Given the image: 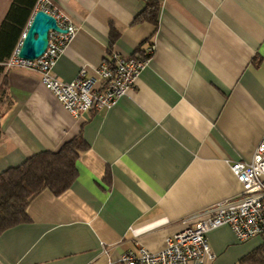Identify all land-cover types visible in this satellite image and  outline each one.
Returning a JSON list of instances; mask_svg holds the SVG:
<instances>
[{"label": "crops", "instance_id": "0c3cea01", "mask_svg": "<svg viewBox=\"0 0 264 264\" xmlns=\"http://www.w3.org/2000/svg\"><path fill=\"white\" fill-rule=\"evenodd\" d=\"M158 1L153 25L134 22L143 0H51L77 28L53 68L62 82L85 71L101 84L110 55L153 47L110 108L75 118L38 74L7 70L0 174L78 136L87 149L66 191L42 190L28 222L0 232V264H119L138 246L159 252L198 220L188 218L239 193L228 162L251 160L264 140V0ZM207 239L206 264H238L262 243L228 226Z\"/></svg>", "mask_w": 264, "mask_h": 264}, {"label": "built area", "instance_id": "2783aa9c", "mask_svg": "<svg viewBox=\"0 0 264 264\" xmlns=\"http://www.w3.org/2000/svg\"><path fill=\"white\" fill-rule=\"evenodd\" d=\"M39 4L66 32L50 31L45 52L35 60L18 58L16 49L5 64L6 70L19 68L38 74L42 85L75 118L91 111L110 108L135 86L150 61L152 46L146 50L149 58L138 53L127 57L110 55L97 70L101 84L87 76L85 71L71 82L58 80L53 68L74 38L77 28L51 0H38ZM228 165L241 187L237 195L218 201L188 218L198 220L194 226L186 227L168 238L165 247L159 252L138 246L135 250L124 252L119 264H206L215 258L207 239L211 230L228 226L240 243L264 234V140L255 148L251 160L228 162ZM132 232L134 235L137 233L136 230Z\"/></svg>", "mask_w": 264, "mask_h": 264}, {"label": "trees", "instance_id": "16d2710c", "mask_svg": "<svg viewBox=\"0 0 264 264\" xmlns=\"http://www.w3.org/2000/svg\"><path fill=\"white\" fill-rule=\"evenodd\" d=\"M145 9L136 16L135 23L147 22L157 25L160 4L158 0H143ZM38 0H12L0 22V116L9 108L7 93V70L5 64L18 49L22 36L28 28ZM110 43L118 38L110 27ZM142 57L149 58L146 51L138 49ZM1 134V131H0ZM87 149L78 136L61 146L58 152H41L17 167L0 174V232L28 222L26 208L30 200L42 190L54 196L66 191L77 177L76 161ZM262 243L240 259L238 264H264V234Z\"/></svg>", "mask_w": 264, "mask_h": 264}, {"label": "water", "instance_id": "95a60500", "mask_svg": "<svg viewBox=\"0 0 264 264\" xmlns=\"http://www.w3.org/2000/svg\"><path fill=\"white\" fill-rule=\"evenodd\" d=\"M50 31L66 32L57 25L56 20L51 15L43 10L36 11L22 36L17 52L18 58L32 61L42 56L48 45Z\"/></svg>", "mask_w": 264, "mask_h": 264}, {"label": "rangeland", "instance_id": "374dc122", "mask_svg": "<svg viewBox=\"0 0 264 264\" xmlns=\"http://www.w3.org/2000/svg\"><path fill=\"white\" fill-rule=\"evenodd\" d=\"M12 0H0V21L3 19L8 7L10 6ZM38 10H42V5H36L33 14L38 11ZM257 239H259L260 241L262 240V235L257 236Z\"/></svg>", "mask_w": 264, "mask_h": 264}]
</instances>
